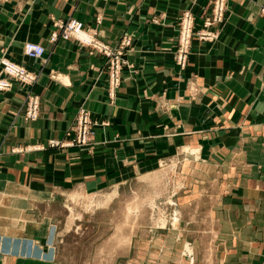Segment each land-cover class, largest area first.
I'll return each instance as SVG.
<instances>
[{
  "label": "crops",
  "instance_id": "obj_1",
  "mask_svg": "<svg viewBox=\"0 0 264 264\" xmlns=\"http://www.w3.org/2000/svg\"><path fill=\"white\" fill-rule=\"evenodd\" d=\"M212 6V0H0V60L35 77L13 79L0 92V264H64L55 257L56 226L42 209L62 194L97 191L186 151L220 169L225 236L216 264H264V0H228L218 38L195 36L182 67V15L192 11L199 29ZM71 16L112 46L132 39L114 97L104 55L73 38L51 40ZM28 41L45 47L43 58L24 53ZM30 93L41 99L34 121L25 118ZM81 107L97 126L88 145L69 146ZM53 139L63 144L51 146Z\"/></svg>",
  "mask_w": 264,
  "mask_h": 264
},
{
  "label": "rangeland",
  "instance_id": "obj_2",
  "mask_svg": "<svg viewBox=\"0 0 264 264\" xmlns=\"http://www.w3.org/2000/svg\"><path fill=\"white\" fill-rule=\"evenodd\" d=\"M218 170L186 151L97 191L60 195L42 209L56 226L55 257L64 264H216L225 236Z\"/></svg>",
  "mask_w": 264,
  "mask_h": 264
},
{
  "label": "built area",
  "instance_id": "obj_3",
  "mask_svg": "<svg viewBox=\"0 0 264 264\" xmlns=\"http://www.w3.org/2000/svg\"><path fill=\"white\" fill-rule=\"evenodd\" d=\"M212 12L205 16L204 24L199 29H195V15L187 10L183 13L180 25L179 45L177 52L178 63L185 67L191 54L193 39L196 36L199 40L209 41L218 38L217 29L225 21L228 10V0H212ZM264 14V7H262ZM60 33L53 34V41L58 39H76L82 45L91 47V53H101L105 56L109 71V90L114 97L116 90L122 82V72L125 65L127 48L132 44L130 37H124L118 46H112L102 41L93 29H88L84 22L76 17H70L60 23ZM45 47L34 41H28L24 45V53L31 58L41 59L45 55ZM10 77L22 82H32L35 77L28 72V69L19 63L7 58L0 60V92L9 90L13 84ZM40 116V97L36 93H30L26 101L25 118L29 121L37 120ZM96 121L92 113L85 107H81L78 112L77 122L72 129L74 137L67 143L69 146H86L92 137ZM73 133H68L69 135ZM52 146L63 144L61 141L53 139Z\"/></svg>",
  "mask_w": 264,
  "mask_h": 264
},
{
  "label": "water",
  "instance_id": "obj_4",
  "mask_svg": "<svg viewBox=\"0 0 264 264\" xmlns=\"http://www.w3.org/2000/svg\"><path fill=\"white\" fill-rule=\"evenodd\" d=\"M38 240H41L43 244H46L47 240L42 237H37Z\"/></svg>",
  "mask_w": 264,
  "mask_h": 264
}]
</instances>
